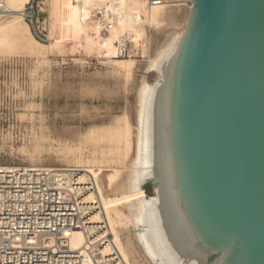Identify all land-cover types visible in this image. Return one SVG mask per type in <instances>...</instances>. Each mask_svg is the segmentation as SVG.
<instances>
[{"label":"water","instance_id":"95a60500","mask_svg":"<svg viewBox=\"0 0 264 264\" xmlns=\"http://www.w3.org/2000/svg\"><path fill=\"white\" fill-rule=\"evenodd\" d=\"M136 100L124 213L152 264H264V0H191Z\"/></svg>","mask_w":264,"mask_h":264},{"label":"rangeland","instance_id":"374dc122","mask_svg":"<svg viewBox=\"0 0 264 264\" xmlns=\"http://www.w3.org/2000/svg\"><path fill=\"white\" fill-rule=\"evenodd\" d=\"M74 1L28 0L21 35L12 44L0 42V167L78 169L95 172L101 181V175L116 174L113 184L122 179L125 183L134 157L140 80L145 79L149 87L159 83L157 71H144L185 31L193 6L161 7L151 21L154 7L147 8L145 0L133 7L125 0L127 26L112 37L115 52L122 45L124 50L108 55L99 46L110 37L96 33L95 8L90 10L92 19L86 21L93 46L77 43L81 27ZM83 3L77 1L80 7ZM33 42L40 48L35 50ZM121 61L130 62V68H116L115 62ZM124 127L129 129L128 146L108 140L109 133ZM95 151L97 162L90 163ZM108 198L120 196L110 192ZM115 226L123 245L127 237L132 241L129 263L152 264L132 224L123 221Z\"/></svg>","mask_w":264,"mask_h":264},{"label":"built area","instance_id":"2783aa9c","mask_svg":"<svg viewBox=\"0 0 264 264\" xmlns=\"http://www.w3.org/2000/svg\"><path fill=\"white\" fill-rule=\"evenodd\" d=\"M145 3L149 9L192 5L191 0ZM95 10L98 33L106 36L115 24L113 14L100 6ZM118 49L122 54L123 45ZM82 175L86 185L78 183ZM89 194L95 197L97 188L86 171L0 167V264H127L114 248L106 223L93 221L98 205L86 201ZM74 233L84 237L77 248L71 246Z\"/></svg>","mask_w":264,"mask_h":264},{"label":"bare ground","instance_id":"6f19581e","mask_svg":"<svg viewBox=\"0 0 264 264\" xmlns=\"http://www.w3.org/2000/svg\"><path fill=\"white\" fill-rule=\"evenodd\" d=\"M77 1L76 2L74 1L72 6H74L73 9L74 11H76V18L79 21L80 23L79 25L81 27V37L80 40L77 42L79 46L84 48H91L93 46V41L88 36L89 28L84 22L86 20H89L90 18L89 15L91 12L90 10H93L96 6H100L106 9L107 11L110 10V12H112L113 14L112 20L114 21L115 24L113 30L110 31L109 33L110 38H106L107 40H105L103 44L100 45L99 47L101 50H103V52H105V54L108 55L116 54L117 53L115 52L116 49L112 45V37H116L117 33H119V31H123L127 26L128 19L126 20L127 14L125 13L124 10L125 0H84V3L81 7L77 5ZM129 1L132 2L133 7L137 6L138 3H140L138 2V0H129ZM0 3L2 5L1 7L3 12L2 16L0 17V42L7 41L12 44V41L16 39V37L21 35L23 11L25 5L28 3V0H0ZM161 7L164 6L154 7L155 9L153 8L151 14L150 15L148 14L151 21H154L155 16L160 11ZM95 31L96 33H98L97 27L95 28ZM32 45L35 50L36 48L37 49L40 48V44H38L37 42H33ZM115 63H116L115 67L122 70H128L131 65V63L128 61H121ZM159 85L160 82L154 87H157ZM136 133L138 135V127ZM107 138L109 141L112 142L114 141V143L116 144H123L124 147L128 146L129 129L127 127H124L123 131L116 129L115 131L109 133ZM96 152L97 151L93 152L90 163L97 162L95 158ZM132 160L133 159H131L130 163L132 162ZM88 163L89 162H85V164ZM79 164H83L82 161H80ZM91 173H92L91 175L93 177L94 185H96L97 188V195L93 197L92 194H89L86 201L89 203L94 201L93 203H96L98 205L97 208H95L97 212L94 214L93 221L97 223L98 221L103 220L106 223L107 231L113 239L114 248H116V250L120 252L124 261L130 264L129 260L131 254L134 253L132 241L130 240V238L127 237L126 243L125 245H123L119 238V234L118 231L116 230L115 225L123 221H127L132 224V220L130 219V217L124 213L123 206L126 205L129 201L137 200L142 197L144 198L145 197L144 191L140 190L133 193L124 194V187H125L124 179H122L121 182L117 181L116 184H113L114 182L113 178L116 174L106 175V176L103 174L104 175L103 177L102 175L99 176L102 178L101 181V179L97 177L95 172L92 171ZM87 182L88 179L85 177V175H82L80 177V180L78 181L79 185H86ZM104 184H106V188H104ZM110 192H117L120 198H116L113 200L112 198L109 199L108 194ZM83 241H84V237L82 236L81 233H74L72 235L71 246L73 248H77L83 243Z\"/></svg>","mask_w":264,"mask_h":264},{"label":"trees","instance_id":"16d2710c","mask_svg":"<svg viewBox=\"0 0 264 264\" xmlns=\"http://www.w3.org/2000/svg\"><path fill=\"white\" fill-rule=\"evenodd\" d=\"M143 189H144V191H145L146 193H149V191H150V186L147 185V186H145Z\"/></svg>","mask_w":264,"mask_h":264}]
</instances>
